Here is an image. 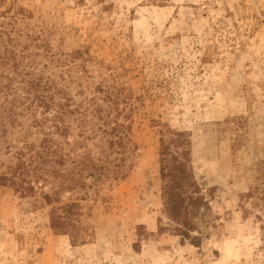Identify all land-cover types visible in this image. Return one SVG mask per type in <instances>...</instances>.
<instances>
[{"label":"rangeland","instance_id":"rangeland-1","mask_svg":"<svg viewBox=\"0 0 264 264\" xmlns=\"http://www.w3.org/2000/svg\"><path fill=\"white\" fill-rule=\"evenodd\" d=\"M0 11L24 13L29 49L73 108L111 107L110 124L130 125L124 175L79 188L83 244L52 230L39 192L0 185V264H264L260 222L241 198L264 158V0H3ZM70 123L68 139L80 140ZM174 130L190 137L207 203L198 244L176 233L162 196L159 142Z\"/></svg>","mask_w":264,"mask_h":264},{"label":"trees","instance_id":"trees-1","mask_svg":"<svg viewBox=\"0 0 264 264\" xmlns=\"http://www.w3.org/2000/svg\"><path fill=\"white\" fill-rule=\"evenodd\" d=\"M15 14L24 15L21 11ZM15 14L8 16L6 11H0V17L8 16V21H0V185L13 188L21 196L39 192L47 204H52V230L69 235L73 245L83 244L88 233L78 199L88 193H79V188L124 175L130 125L118 120L110 124L107 118L111 107L107 110L94 105L91 111L78 104L73 108L72 97L54 78L44 74L46 64L40 66L41 54L29 49L27 43L34 38L18 26ZM99 89L102 100L113 103V91L109 87ZM87 113L102 122L88 119ZM70 121L77 122L80 140L68 139ZM170 132L168 139L161 138L159 142L162 196L176 233L182 240L198 244L201 236L192 232L196 230L201 205L207 203L196 185L190 137L185 130ZM89 142L98 147L95 155L87 147ZM77 144L83 146V152ZM68 162L73 167L65 172L63 166ZM251 184L241 198L251 201L264 239V158L258 162ZM67 191L76 192L77 197L62 201L61 194ZM249 212L243 207V215Z\"/></svg>","mask_w":264,"mask_h":264}]
</instances>
